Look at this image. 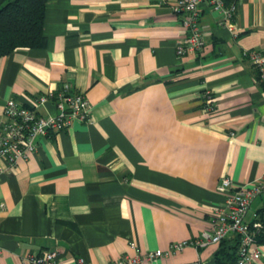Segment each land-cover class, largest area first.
I'll return each instance as SVG.
<instances>
[{"label": "crops", "instance_id": "obj_1", "mask_svg": "<svg viewBox=\"0 0 264 264\" xmlns=\"http://www.w3.org/2000/svg\"><path fill=\"white\" fill-rule=\"evenodd\" d=\"M224 2L235 5L236 35L201 2L204 47L183 56L174 0L46 2L43 45L0 57V120L7 100L31 105L68 81L89 100L91 122L40 137L12 168L0 158V264L48 249L59 264H107L134 254L130 240L145 251L201 238L224 202L220 178L260 176L264 86L245 52L264 53V0ZM206 89L212 111L201 102ZM244 219L262 225L260 257L250 264H264V194ZM234 242L189 245L156 262L218 264L216 252Z\"/></svg>", "mask_w": 264, "mask_h": 264}, {"label": "built area", "instance_id": "obj_2", "mask_svg": "<svg viewBox=\"0 0 264 264\" xmlns=\"http://www.w3.org/2000/svg\"><path fill=\"white\" fill-rule=\"evenodd\" d=\"M201 2L218 10L222 16V25L236 35V27L232 19L235 11L234 3L226 4L224 0H174L171 9L181 15L180 23L185 32L184 38L176 43V53L179 56L188 52H198L204 47L205 39L198 6ZM245 55L256 69L259 82L264 86V53L258 49H250ZM49 101L55 104V114H41L39 108ZM201 102L205 110H214L215 104L210 90L203 91ZM90 108L91 104L85 95L68 81L62 82L54 90L49 89L39 94L31 105H24L15 99L7 100L0 120V158H3L10 168L20 160H27L37 151L40 137L65 130L74 120L91 122ZM218 189L225 194V198L223 204L215 211L210 233H204L201 238L174 241L165 250L142 251L135 240H130L128 246L135 251L134 254H125L107 264H144V262L159 264L156 261L160 257L171 256L186 246L201 247L209 243H219L230 235L239 238L236 264H250L258 259L260 250L254 246L255 230L262 225L259 221L248 223L244 217L252 199L264 194V168L260 176L239 184L224 175L220 178ZM57 255L56 249L28 254L25 257V264H59ZM71 264H83V260L78 258Z\"/></svg>", "mask_w": 264, "mask_h": 264}, {"label": "trees", "instance_id": "obj_3", "mask_svg": "<svg viewBox=\"0 0 264 264\" xmlns=\"http://www.w3.org/2000/svg\"><path fill=\"white\" fill-rule=\"evenodd\" d=\"M48 0H0V57L18 47H39L44 43L42 33L45 4ZM257 235V240L262 239ZM221 240L219 243L223 242ZM239 238L235 236L230 250H218V264L235 260ZM226 260V261H225Z\"/></svg>", "mask_w": 264, "mask_h": 264}]
</instances>
